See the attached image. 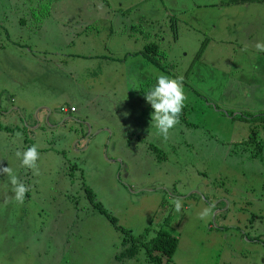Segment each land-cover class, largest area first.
<instances>
[{"label": "rangeland", "instance_id": "374dc122", "mask_svg": "<svg viewBox=\"0 0 264 264\" xmlns=\"http://www.w3.org/2000/svg\"><path fill=\"white\" fill-rule=\"evenodd\" d=\"M248 1L0 0V167L26 188L15 200L0 171V264H149L115 259L117 229L175 236L166 264H264V157L225 144L245 137L237 111L264 113V0ZM160 74L182 78L203 145L157 134L143 95ZM33 145L29 169L16 153ZM72 198L116 224L67 213L80 237L60 257Z\"/></svg>", "mask_w": 264, "mask_h": 264}, {"label": "trees", "instance_id": "16d2710c", "mask_svg": "<svg viewBox=\"0 0 264 264\" xmlns=\"http://www.w3.org/2000/svg\"><path fill=\"white\" fill-rule=\"evenodd\" d=\"M248 0H229V5H235L239 3H248ZM160 49L158 48L157 42L150 43L147 45V47H144L142 50V54L149 57V60H152L153 64L160 67L159 64L161 63V59H163V56L160 55ZM161 56V57H160ZM161 69V67H160ZM150 107V105H148ZM217 109V108H216ZM239 114H236L231 119H227V121L232 122V126L239 124L241 122H248L247 123V131L245 132V137L243 136L241 138H237L239 146L234 143V141H227L225 144H229L231 149H233V153H236L237 151L245 154V157L250 158H257L261 157V155L264 157V113L261 110H245V111H237ZM223 114V113H222ZM194 117V112L190 108H181L178 117H177V123L173 126L172 129L175 130L176 137L177 134L181 136L182 138L187 137L189 143H187L186 147H190L191 145L197 144V145H203L202 140L199 138V134L204 133L205 130L202 127H199L197 123L193 122L192 119ZM187 134V135H186ZM186 141V140H185ZM207 144H213V141H206ZM189 144V145H188ZM191 148V147H190ZM157 150V149H155ZM240 164H242V161H238ZM85 197L89 199V201H93V197L86 191ZM72 202L70 203L69 208H65L63 210L56 209V212H64L65 215L62 219V223L65 224L67 229L65 230V233L63 234L64 238V244H67L66 247H62L60 252V257H62L63 252H67L74 243H76L79 240L80 235L78 234V231L81 229L80 225L76 223L78 220L77 218H74L71 221H67L66 215L67 213L73 212V215L79 214L83 211L84 207L87 209H93L97 211V213L106 216V218L110 221L112 224H116V221L112 218H110L107 213L102 209L101 205L96 204V206L93 207V205H83L79 204L78 201H76V198H72ZM71 208V209H70ZM84 213H87V211H83ZM61 218V217H59ZM79 222V220H78ZM79 225V226H78ZM121 231V234L124 237L125 241H129V246L126 247L123 243V240L121 242V249L118 253L117 257L115 258L118 262H123V258H132L133 256L136 257L140 249L144 250V255L146 262L149 264H166L171 260L173 257L176 248H177V238L175 236H172L171 234L165 232V231H158L156 235L147 241L139 242L134 241L131 237V234L129 230L124 229H117ZM261 236V235H259ZM250 242L254 244L261 245L263 243L260 238L256 236L251 237ZM57 249V246H56ZM166 258V259H164ZM163 260H166V263L163 262Z\"/></svg>", "mask_w": 264, "mask_h": 264}, {"label": "clouds", "instance_id": "9594fccd", "mask_svg": "<svg viewBox=\"0 0 264 264\" xmlns=\"http://www.w3.org/2000/svg\"><path fill=\"white\" fill-rule=\"evenodd\" d=\"M256 48L264 51V45L259 43L256 44ZM181 79V77L172 78L160 74L156 77L155 83L143 95L144 100L150 105L151 121L159 135L166 137L168 131L177 123V117L184 101ZM16 156L23 166L32 169L38 158L36 146H30L22 153L17 152ZM0 171L9 174L10 183L14 186V199L22 201L26 191L25 186L17 181L12 169L0 167Z\"/></svg>", "mask_w": 264, "mask_h": 264}, {"label": "crops", "instance_id": "0c3cea01", "mask_svg": "<svg viewBox=\"0 0 264 264\" xmlns=\"http://www.w3.org/2000/svg\"><path fill=\"white\" fill-rule=\"evenodd\" d=\"M74 109H75V108H74ZM75 111H76V109L74 110V113H75ZM47 114L51 115V111L48 110ZM67 120H69V118H65V119H64V122L67 121ZM70 120H71V119H70ZM96 134H98V132H96Z\"/></svg>", "mask_w": 264, "mask_h": 264}, {"label": "built area", "instance_id": "2783aa9c", "mask_svg": "<svg viewBox=\"0 0 264 264\" xmlns=\"http://www.w3.org/2000/svg\"><path fill=\"white\" fill-rule=\"evenodd\" d=\"M74 110L75 109L73 107H70V109H69L70 112H74Z\"/></svg>", "mask_w": 264, "mask_h": 264}, {"label": "flooded vegetation", "instance_id": "af4514ba", "mask_svg": "<svg viewBox=\"0 0 264 264\" xmlns=\"http://www.w3.org/2000/svg\"><path fill=\"white\" fill-rule=\"evenodd\" d=\"M5 33H7V31H5ZM66 118H69V120L72 119L71 116L66 117ZM55 126H56V124L54 125V127H55Z\"/></svg>", "mask_w": 264, "mask_h": 264}]
</instances>
